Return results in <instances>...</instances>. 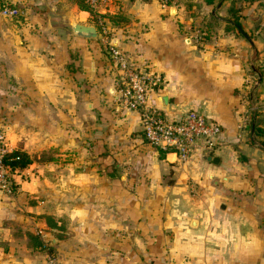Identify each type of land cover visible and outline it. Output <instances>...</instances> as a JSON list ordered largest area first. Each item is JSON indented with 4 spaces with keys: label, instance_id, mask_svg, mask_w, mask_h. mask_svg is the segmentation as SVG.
<instances>
[{
    "label": "crops",
    "instance_id": "0c3cea01",
    "mask_svg": "<svg viewBox=\"0 0 264 264\" xmlns=\"http://www.w3.org/2000/svg\"><path fill=\"white\" fill-rule=\"evenodd\" d=\"M9 1L0 129L28 163L0 192V264H264V0ZM99 19L164 77L154 103L221 125L217 163L149 146L116 107Z\"/></svg>",
    "mask_w": 264,
    "mask_h": 264
},
{
    "label": "built area",
    "instance_id": "2783aa9c",
    "mask_svg": "<svg viewBox=\"0 0 264 264\" xmlns=\"http://www.w3.org/2000/svg\"><path fill=\"white\" fill-rule=\"evenodd\" d=\"M90 4L94 5L95 0ZM0 14L13 18L21 14V9L14 2L0 0ZM99 33L115 71V105L119 110L135 112L139 116L141 133L149 146L172 152L181 162L205 151L217 150L222 132L217 121L197 109L171 114L154 103L151 95L164 90V77L149 65H139L112 43L109 28L100 19ZM11 152L6 134L0 129V192L6 194L14 192V175L21 170L12 166L11 162L19 160V156L11 157Z\"/></svg>",
    "mask_w": 264,
    "mask_h": 264
},
{
    "label": "water",
    "instance_id": "95a60500",
    "mask_svg": "<svg viewBox=\"0 0 264 264\" xmlns=\"http://www.w3.org/2000/svg\"><path fill=\"white\" fill-rule=\"evenodd\" d=\"M70 26L72 32L79 37L88 38V39H95L97 37V30L94 26H88L74 22H71ZM160 97H161L160 100L166 103L167 96L164 95ZM202 158L204 160H211L213 163L218 162V158L216 156H213V152L210 150L205 151L202 155ZM194 223L195 221H192V225H194Z\"/></svg>",
    "mask_w": 264,
    "mask_h": 264
},
{
    "label": "trees",
    "instance_id": "16d2710c",
    "mask_svg": "<svg viewBox=\"0 0 264 264\" xmlns=\"http://www.w3.org/2000/svg\"><path fill=\"white\" fill-rule=\"evenodd\" d=\"M205 2L207 4H211L213 2V0H205ZM78 4L80 5V7L87 9L88 11H91V6L86 4L83 0H78ZM233 24H234V27H236V28H238L240 26V24L237 21H234ZM107 56H108V54H107ZM108 59H109L111 66L113 68V64H112L109 56H108ZM253 132H254V135L263 137V141L261 142V145H262V147H264V128L254 125ZM9 155L11 157L12 156H19V160L11 162V164L14 168L16 167L19 169H23L26 166V164L28 163L27 158L21 152H17V151L11 152Z\"/></svg>",
    "mask_w": 264,
    "mask_h": 264
},
{
    "label": "rangeland",
    "instance_id": "374dc122",
    "mask_svg": "<svg viewBox=\"0 0 264 264\" xmlns=\"http://www.w3.org/2000/svg\"><path fill=\"white\" fill-rule=\"evenodd\" d=\"M20 8V7H19ZM21 9V8H20Z\"/></svg>",
    "mask_w": 264,
    "mask_h": 264
}]
</instances>
